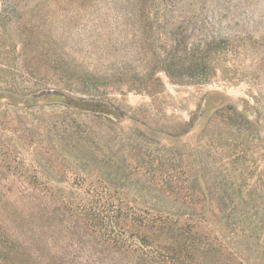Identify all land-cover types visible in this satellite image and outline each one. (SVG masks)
Instances as JSON below:
<instances>
[{"label":"rangeland","instance_id":"1","mask_svg":"<svg viewBox=\"0 0 264 264\" xmlns=\"http://www.w3.org/2000/svg\"><path fill=\"white\" fill-rule=\"evenodd\" d=\"M15 1L18 83L47 96L0 94L1 199L21 213L31 174L168 213L197 264H264V0Z\"/></svg>","mask_w":264,"mask_h":264},{"label":"trees","instance_id":"2","mask_svg":"<svg viewBox=\"0 0 264 264\" xmlns=\"http://www.w3.org/2000/svg\"><path fill=\"white\" fill-rule=\"evenodd\" d=\"M0 1V74L6 78L0 94L7 90L26 101L47 96L44 90L27 93L18 83V61L32 42L22 31L28 18L18 15L16 1ZM187 58L195 68V58ZM179 61L176 56L162 60L163 71L175 84L204 77L194 70L179 72ZM26 178L30 182L19 192L21 213L12 202L1 199L5 194L0 188V264H197L201 249L191 235L179 232L165 237L168 213L157 215L154 208L133 201L100 200L92 190L76 193L67 186L39 183L31 174Z\"/></svg>","mask_w":264,"mask_h":264}]
</instances>
